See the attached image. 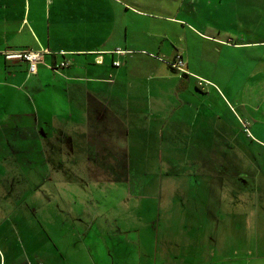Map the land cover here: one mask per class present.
Wrapping results in <instances>:
<instances>
[{
    "label": "rangeland",
    "instance_id": "obj_1",
    "mask_svg": "<svg viewBox=\"0 0 264 264\" xmlns=\"http://www.w3.org/2000/svg\"><path fill=\"white\" fill-rule=\"evenodd\" d=\"M129 1L119 180L3 143L0 264H264V0Z\"/></svg>",
    "mask_w": 264,
    "mask_h": 264
},
{
    "label": "crops",
    "instance_id": "obj_2",
    "mask_svg": "<svg viewBox=\"0 0 264 264\" xmlns=\"http://www.w3.org/2000/svg\"><path fill=\"white\" fill-rule=\"evenodd\" d=\"M136 12L129 0H0V148L8 143L14 154L31 138L45 163L55 161L58 149L72 156L89 149L78 164L92 165L86 171L97 181L119 180L103 173L121 164L113 140L118 127L107 114L118 110L128 61H114L132 50L127 14ZM30 49L41 52L36 73L27 60L4 54Z\"/></svg>",
    "mask_w": 264,
    "mask_h": 264
},
{
    "label": "built area",
    "instance_id": "obj_3",
    "mask_svg": "<svg viewBox=\"0 0 264 264\" xmlns=\"http://www.w3.org/2000/svg\"><path fill=\"white\" fill-rule=\"evenodd\" d=\"M118 53H121V51H118ZM4 54L8 57V58H23L25 60H27L29 62V71L31 73H36L38 70V65L41 61V52L39 51H35V50H23V51H13V52H4ZM69 62L68 61H64L60 63V67H64L66 65H68ZM114 65L118 66L120 65L119 61H114ZM173 68L177 69V70H182L184 71V61L182 59V57H179L176 59V62L172 65ZM203 81L199 80V84L201 85ZM246 130L249 132L247 126L245 125Z\"/></svg>",
    "mask_w": 264,
    "mask_h": 264
},
{
    "label": "trees",
    "instance_id": "obj_4",
    "mask_svg": "<svg viewBox=\"0 0 264 264\" xmlns=\"http://www.w3.org/2000/svg\"><path fill=\"white\" fill-rule=\"evenodd\" d=\"M173 66H171V68H172ZM186 74V73H185Z\"/></svg>",
    "mask_w": 264,
    "mask_h": 264
}]
</instances>
